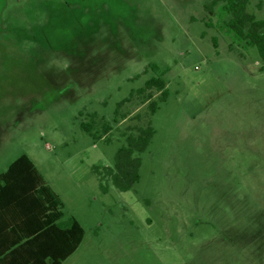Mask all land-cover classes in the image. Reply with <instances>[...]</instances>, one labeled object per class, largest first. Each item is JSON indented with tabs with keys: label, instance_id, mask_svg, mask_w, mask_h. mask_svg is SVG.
I'll list each match as a JSON object with an SVG mask.
<instances>
[{
	"label": "rangeland",
	"instance_id": "374dc122",
	"mask_svg": "<svg viewBox=\"0 0 264 264\" xmlns=\"http://www.w3.org/2000/svg\"><path fill=\"white\" fill-rule=\"evenodd\" d=\"M211 1L0 0V173L27 153L78 215L62 264H264V58ZM160 73L156 111L153 88L81 128ZM149 120L139 181L102 190L92 166Z\"/></svg>",
	"mask_w": 264,
	"mask_h": 264
},
{
	"label": "trees",
	"instance_id": "16d2710c",
	"mask_svg": "<svg viewBox=\"0 0 264 264\" xmlns=\"http://www.w3.org/2000/svg\"><path fill=\"white\" fill-rule=\"evenodd\" d=\"M220 0H212L216 4ZM224 8L231 14L228 26L235 35L258 47L264 58V19L247 10L249 0H223ZM152 67L158 70L153 64ZM156 88L158 98L149 102L151 113L156 111L159 101L165 100L168 87L160 73L133 89L130 95L117 103L112 120L98 112L89 113L81 120V128L98 140L113 128V121L120 115L121 105L136 93ZM155 133L151 122L135 126L126 134L114 154V165L94 164L100 187L108 191V180L119 189L134 187L140 179L141 152L145 151ZM137 152V154H135ZM61 199L47 182L44 174L27 154L18 155L0 173V263L1 264H62L79 246L85 229L75 215L64 217L60 208Z\"/></svg>",
	"mask_w": 264,
	"mask_h": 264
},
{
	"label": "crops",
	"instance_id": "0c3cea01",
	"mask_svg": "<svg viewBox=\"0 0 264 264\" xmlns=\"http://www.w3.org/2000/svg\"><path fill=\"white\" fill-rule=\"evenodd\" d=\"M34 161V160H33ZM35 162V161H34ZM11 163V162H10ZM10 163H8V165L10 164ZM35 164L37 165V163L35 162ZM8 165H7V167H8ZM7 167H6V169H7ZM37 167L40 169V171L44 174V176H45V178H46V180H47V182L51 185V187L56 191V193L58 194V196L60 197V199H61V201H62V203H61V206H60V208L63 210V213H64V217H66V216H68V215H75L77 218H78V220L81 222V220H80V218L78 217V215L74 212V211H72L71 209H68L67 207H66V200L63 198V196L61 195V193L54 187V185H53V183L49 180V178L47 177V175H46V173H44L42 170H41V168L37 165ZM5 169V170H6ZM82 223V222H81ZM83 225V224H82ZM84 227V226H83ZM85 229V228H84ZM84 238H85V233H84V236H83V239H82V241L84 240ZM82 241H81V243H82ZM80 243V244H81ZM80 244H79V246H80ZM78 246V247H79ZM77 247V248H78ZM76 248V249H77ZM75 249V250H76ZM74 250V251H75ZM74 251L72 252V253H74ZM71 253V254H72ZM70 254V255H71ZM69 255V256H70ZM68 258V257H67ZM63 263V262H62ZM1 264V263H0Z\"/></svg>",
	"mask_w": 264,
	"mask_h": 264
}]
</instances>
